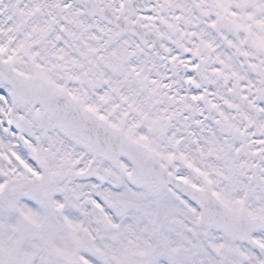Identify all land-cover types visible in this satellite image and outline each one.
I'll use <instances>...</instances> for the list:
<instances>
[{
  "label": "snow or ice",
  "instance_id": "6c2138e0",
  "mask_svg": "<svg viewBox=\"0 0 264 264\" xmlns=\"http://www.w3.org/2000/svg\"><path fill=\"white\" fill-rule=\"evenodd\" d=\"M0 264H264V0H0Z\"/></svg>",
  "mask_w": 264,
  "mask_h": 264
}]
</instances>
